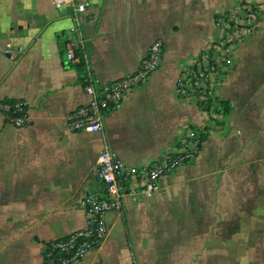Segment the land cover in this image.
Instances as JSON below:
<instances>
[{"label": "crops", "instance_id": "obj_1", "mask_svg": "<svg viewBox=\"0 0 264 264\" xmlns=\"http://www.w3.org/2000/svg\"><path fill=\"white\" fill-rule=\"evenodd\" d=\"M88 1L71 35L70 7L0 0V106L21 101L29 113L17 129L0 107V264H44L49 242L86 228L80 202L101 192L105 147L144 169L189 129L204 134L200 156L152 196H125L122 211L107 215L101 247L79 264H264V0L215 88L229 108L217 116L180 99L178 80L224 37L218 18L240 17L243 0ZM156 41L160 68L109 113L103 133L72 132L69 116L90 100L84 80L101 88L135 74Z\"/></svg>", "mask_w": 264, "mask_h": 264}, {"label": "built area", "instance_id": "obj_2", "mask_svg": "<svg viewBox=\"0 0 264 264\" xmlns=\"http://www.w3.org/2000/svg\"><path fill=\"white\" fill-rule=\"evenodd\" d=\"M56 9L70 7L73 10V27L69 33L79 35L84 18L90 8L88 0H51ZM242 14L233 19L223 14L217 23L225 34L218 42V48L205 50L187 68L178 80V96L182 100L195 99L198 106H206L215 97V88L226 77L233 43L243 42L257 28L261 7L257 0H243ZM164 54L162 41L154 42L138 71L107 86L97 88L90 77L84 80V90L90 100L86 106L77 109L69 116V128L75 133L101 134L110 112L119 108L123 100L134 90L143 86L161 66ZM69 62H75V49L70 44L67 49ZM215 77L211 86L209 78ZM1 109L9 125L22 129L29 124L28 107L24 102L12 101L1 104ZM215 106H212L211 116ZM203 137L201 133L188 130L175 152L166 154L144 169L127 168L118 156L105 147L97 162V179L100 193H87L80 207L87 218L86 228L66 238L49 242L43 250L44 264H79L89 252L101 247L108 235L107 215L122 211L125 196H152L159 189V182L186 164L194 162L201 154ZM60 256L57 257L56 254Z\"/></svg>", "mask_w": 264, "mask_h": 264}, {"label": "trees", "instance_id": "obj_3", "mask_svg": "<svg viewBox=\"0 0 264 264\" xmlns=\"http://www.w3.org/2000/svg\"><path fill=\"white\" fill-rule=\"evenodd\" d=\"M237 45H238V42L237 43L234 42L233 45H232V49H234ZM218 46H219L218 42L213 44V46L211 47L212 48V52L215 51L218 48ZM81 66L83 67V65H81ZM10 102H12V101H10ZM212 106H215V109L213 111L216 114H219V115L220 114H227L229 112L228 105L225 102H223V101H221L219 99L214 100V99H210L209 98V102H208V104L206 106H203V105L199 104V107L204 112H207V113H210V111L212 109ZM201 135H202V137L204 139V134L201 133ZM56 256L59 257L60 254L57 253Z\"/></svg>", "mask_w": 264, "mask_h": 264}]
</instances>
